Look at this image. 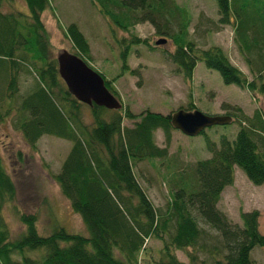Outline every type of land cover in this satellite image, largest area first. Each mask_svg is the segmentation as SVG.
<instances>
[{
    "label": "trees",
    "instance_id": "obj_1",
    "mask_svg": "<svg viewBox=\"0 0 264 264\" xmlns=\"http://www.w3.org/2000/svg\"><path fill=\"white\" fill-rule=\"evenodd\" d=\"M22 1L27 12L15 15L3 12L5 3L13 0H0V105H7L0 108V122L14 110L12 124L33 149L43 135L69 141L52 178L70 210L79 216L84 232L55 225L40 234L34 217L23 215L25 230L12 238L2 209L14 200L15 185L0 157V264H254L250 250L264 247L258 211H240L237 225L230 223L216 203L223 188L233 181L234 166L252 184L264 183V113L255 110L251 119L242 116L240 122L245 119L250 124L243 122L232 139L220 136L216 147L201 131L198 135L203 136L211 156L196 161L194 181L181 173L172 174L164 207H155L141 182L147 180L138 169L144 161L152 166L150 161L166 156L173 131L169 114L150 110L133 114L127 107L108 110L92 104L88 105L92 120L83 123L81 104L66 90L57 74L55 57L49 54L41 21L49 0ZM89 2L112 33H128L142 21L158 28V11L146 0ZM214 2L218 24L233 28L238 52L252 71L250 80L228 62L219 47L201 49L188 41L184 15L178 31L168 36L174 48L163 55L184 79H189L196 63L202 62L205 68L215 70L224 84L259 93L264 101V39L256 22L264 15V0ZM62 33L72 53L91 67L88 43L77 26L68 24ZM116 42L124 68L130 46H148L133 36ZM22 75L29 77V86L14 105ZM103 80L114 95L109 81ZM184 109L195 106L189 103ZM124 118L132 120V125L122 126ZM157 129L163 135V147L153 140ZM200 223L219 238L212 243L203 240ZM148 240H157L159 247L152 251L146 245ZM176 250L185 253L187 263L176 257Z\"/></svg>",
    "mask_w": 264,
    "mask_h": 264
},
{
    "label": "rangeland",
    "instance_id": "obj_2",
    "mask_svg": "<svg viewBox=\"0 0 264 264\" xmlns=\"http://www.w3.org/2000/svg\"><path fill=\"white\" fill-rule=\"evenodd\" d=\"M146 3L158 11L155 15L158 28L142 21L134 24L128 33L114 28L112 33L89 0H49V8L41 15L49 42V54L55 57L61 50L73 52L62 32L68 24H75L88 43L90 66L109 81L115 91L114 96L121 103V110L127 107L133 114L144 110L170 114L176 109H184L190 103L205 114H228L233 118L229 124L204 129L205 136L215 143V147L218 146L220 136L232 139L243 122L245 125L250 124L245 119L240 122L242 116L251 119L255 110L264 113V101L259 93L249 92L234 84H224L219 74L205 68L202 62H197L190 78L184 79L174 64L163 55L165 51L174 48L168 36L178 31L184 15L187 19L188 41L201 49L219 47L228 62L250 80L252 71L238 52L232 26L218 24L219 16L214 0H146ZM3 12L25 14L27 8L22 0H13L12 3H5ZM245 20L249 22L247 18ZM257 20V30L264 39V15ZM131 36L146 41L148 46H130L124 68L116 41L130 39ZM160 39H164V44L155 45ZM248 59L251 60V55ZM29 82L28 76H21L14 105L19 103L20 96L27 91ZM80 104L81 121L89 124L92 120L89 106ZM6 106L0 105L1 110ZM14 117L12 110L0 122V157L15 185L14 200L2 209L10 235L15 238L24 232L25 224L21 220L23 215L34 217L40 234L49 232L55 225H61L70 232H84L79 216L70 210L67 200L52 178L69 148V141L43 135L33 149L12 124ZM132 122L124 118L121 125L129 127ZM153 140L159 147L165 145L159 129L154 131ZM166 151L163 159L150 161L153 162L152 166L144 161L138 169L147 180L141 181L146 194L153 205L159 208L164 207L168 198L171 175L181 173L194 181L193 168L196 161L211 156L203 136H186L176 129L171 132ZM216 207L226 215L230 223L237 225L240 224V211L256 209L259 213L258 231L264 234V183L252 184L238 167H233V181L223 188ZM199 226L205 233L202 238L206 242L212 243L219 238L207 225L200 223ZM146 245L153 251L160 244L157 240H148ZM175 255L187 263L183 251L176 250ZM249 256L254 264H264V247L254 246Z\"/></svg>",
    "mask_w": 264,
    "mask_h": 264
},
{
    "label": "water",
    "instance_id": "obj_3",
    "mask_svg": "<svg viewBox=\"0 0 264 264\" xmlns=\"http://www.w3.org/2000/svg\"><path fill=\"white\" fill-rule=\"evenodd\" d=\"M157 40L154 44H164ZM57 74L68 93L80 103L97 105L108 110L121 108V103L108 91L102 76L89 67L78 55L61 50L55 55ZM170 125L186 136H195L213 125H227L232 121L228 114H205L198 109H176L170 114Z\"/></svg>",
    "mask_w": 264,
    "mask_h": 264
}]
</instances>
